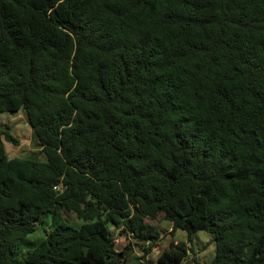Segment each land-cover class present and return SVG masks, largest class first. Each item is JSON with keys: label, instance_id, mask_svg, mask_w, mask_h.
Segmentation results:
<instances>
[{"label": "trees", "instance_id": "obj_1", "mask_svg": "<svg viewBox=\"0 0 264 264\" xmlns=\"http://www.w3.org/2000/svg\"><path fill=\"white\" fill-rule=\"evenodd\" d=\"M21 109L47 161L0 125V264H131L116 236L150 254L161 214L213 264H264V0H0V112ZM63 212L84 222L20 258Z\"/></svg>", "mask_w": 264, "mask_h": 264}, {"label": "rangeland", "instance_id": "obj_2", "mask_svg": "<svg viewBox=\"0 0 264 264\" xmlns=\"http://www.w3.org/2000/svg\"><path fill=\"white\" fill-rule=\"evenodd\" d=\"M0 125L10 126V133L18 140L16 143L7 139L5 135L3 136L6 153L9 158H26L34 156L42 161H47L46 153L42 150L39 139L24 109L19 111L0 112ZM44 219L45 223L41 224L34 232L27 236L24 245L18 253L20 258L25 257L27 251L32 249L44 238L46 230H50L53 227L52 224L54 219L57 221L65 219L75 226H80L84 222L74 212H63L59 215L47 214L44 216ZM147 221L159 224L163 229L161 239L150 254H146L145 251L141 249V244H138L129 234H116L118 248L129 252V263L135 264L136 256L140 257L141 261L145 264H148L149 259L156 262L163 250L169 246L172 240H175L185 241L189 246H192V250L189 252L185 264H213L216 256V243L214 236L210 232L199 230L189 239V233L181 228L177 229L174 235L171 234L170 230L173 225L170 221L164 219L163 214L157 219H148Z\"/></svg>", "mask_w": 264, "mask_h": 264}]
</instances>
